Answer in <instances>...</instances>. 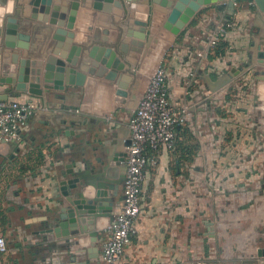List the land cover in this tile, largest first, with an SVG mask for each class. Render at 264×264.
<instances>
[{"label":"crops","instance_id":"0c3cea01","mask_svg":"<svg viewBox=\"0 0 264 264\" xmlns=\"http://www.w3.org/2000/svg\"><path fill=\"white\" fill-rule=\"evenodd\" d=\"M73 1L79 8L69 28ZM167 1L0 0L1 62L40 61L44 75L49 56L67 61L78 45L63 89L47 91L43 80L25 88L0 83L1 99L40 105L22 142L0 140V221L22 223L40 264H104L101 245L123 181L113 210L80 237L67 244L46 228L79 188L91 199L103 180L124 177L115 162L127 153L129 120L159 65L187 121L177 127L175 149L162 148L148 170L138 232L118 264H264V10L255 0H237L231 14V0H185L201 9L175 36L164 27ZM146 9L155 23L149 46L133 23ZM227 18L232 26L223 24ZM10 20L27 37L18 36L15 48L4 45ZM217 41L225 43L219 55ZM102 47L115 53L106 70ZM78 173L77 190L65 196L63 183Z\"/></svg>","mask_w":264,"mask_h":264},{"label":"built area","instance_id":"2783aa9c","mask_svg":"<svg viewBox=\"0 0 264 264\" xmlns=\"http://www.w3.org/2000/svg\"><path fill=\"white\" fill-rule=\"evenodd\" d=\"M224 25L232 26L233 23L227 21ZM39 107L36 101L0 98V140L22 142V131ZM186 121L187 109L173 105L166 69L159 65L129 120L130 143L123 161L126 167L123 199L114 221L108 226L109 236L101 245L104 264H118L126 246L137 234L148 170L158 165L162 148L175 149L177 127ZM6 250V239L0 236V252Z\"/></svg>","mask_w":264,"mask_h":264},{"label":"water","instance_id":"95a60500","mask_svg":"<svg viewBox=\"0 0 264 264\" xmlns=\"http://www.w3.org/2000/svg\"><path fill=\"white\" fill-rule=\"evenodd\" d=\"M155 1V0H153ZM237 0H231L229 3L230 14L234 12L235 5L234 3ZM256 4L261 10H264V0H255ZM168 6H172L170 9L169 15L167 17V21L164 24V27L171 31L173 35H178L182 29L186 26L187 23L194 17L196 12L201 9V5L196 1H189L185 3V0H168ZM72 11L69 19V28H73L75 25V16L77 14V10L79 8V2L73 1L71 5ZM149 11V10H148ZM5 11H1L3 14ZM127 13H130L127 10ZM138 18V17H137ZM228 21V18L224 20L223 24ZM133 23L139 28L140 34L137 36L139 39H147V45L151 44V40L154 38L151 36L155 30V23H153L149 14L145 15V19L138 18L133 21ZM19 25L15 24L14 21H9L7 24V35L6 41L4 45L8 48L16 47V39L18 36L22 39H27L25 35L19 34ZM19 34V35H18ZM78 49V45L75 44L72 46V49L67 57V61L64 59H57L54 56H49L48 61L45 65V73L43 75V70L41 68L42 63L40 61H31L26 59L25 61H21V64L16 61V57H14V61L12 64L1 62L0 61V83H11L20 88L27 87V83H37L40 80L44 81V87L48 91L50 89H63V81L65 79V73L67 71V67H72L71 60L74 58L75 53ZM96 47L91 50L89 55L94 57ZM101 51L106 53L104 58H101L103 65L105 66V70L110 68L112 65V61H114L115 53L111 51V49L102 47ZM69 63V64H68ZM110 73V74H109ZM109 79H114L115 72H109ZM43 75V76H42ZM4 76V77H2ZM73 78V76H71ZM20 80L22 83H17ZM126 154L119 155V158L116 159V164H123L124 158ZM113 161V160H112ZM124 169L126 170L125 165L123 164ZM107 167H104L102 171H98L99 176H104V172ZM81 173H78L77 177L73 179L67 180L63 183V193L65 196L70 197L73 193L71 190H77L78 183L82 179ZM125 177V175H124ZM124 177L121 179H116L113 182H109L107 180H103V182L97 185V191L93 198H86L83 194V187L79 188L78 196L72 197L71 205L74 207V211H72L71 207H64L62 209V213L59 215V218L56 220V225H50L46 228V233L55 234V237L64 240L67 244L71 241L73 236H81L84 232L89 230V225H93L95 223V218L100 215H108V212L113 210L114 202L113 198L117 197L119 194V184L124 180ZM90 199V200H89ZM92 214L91 216H87ZM112 218V222L114 221ZM98 232H93L91 237V242L95 244V249L98 250ZM93 257V256H92Z\"/></svg>","mask_w":264,"mask_h":264},{"label":"rangeland","instance_id":"374dc122","mask_svg":"<svg viewBox=\"0 0 264 264\" xmlns=\"http://www.w3.org/2000/svg\"><path fill=\"white\" fill-rule=\"evenodd\" d=\"M24 227L20 221L2 224L0 221V236L6 239L7 250L0 252V264H40L41 257H34L32 248L27 247L28 240H24ZM23 246V247H22ZM23 250H22V249Z\"/></svg>","mask_w":264,"mask_h":264},{"label":"trees","instance_id":"16d2710c","mask_svg":"<svg viewBox=\"0 0 264 264\" xmlns=\"http://www.w3.org/2000/svg\"><path fill=\"white\" fill-rule=\"evenodd\" d=\"M225 45L224 41H217V44L213 47V50H215V54L219 55L223 53L222 47ZM222 50V51H221Z\"/></svg>","mask_w":264,"mask_h":264},{"label":"bare ground","instance_id":"6f19581e","mask_svg":"<svg viewBox=\"0 0 264 264\" xmlns=\"http://www.w3.org/2000/svg\"><path fill=\"white\" fill-rule=\"evenodd\" d=\"M149 14V11L146 9L145 12L140 16L143 19H145V15Z\"/></svg>","mask_w":264,"mask_h":264}]
</instances>
